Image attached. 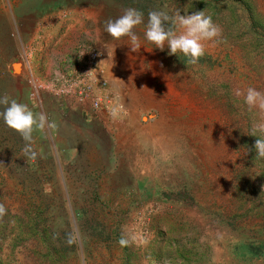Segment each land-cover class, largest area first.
<instances>
[{"label": "rangeland", "instance_id": "374dc122", "mask_svg": "<svg viewBox=\"0 0 264 264\" xmlns=\"http://www.w3.org/2000/svg\"><path fill=\"white\" fill-rule=\"evenodd\" d=\"M130 7L138 51L105 31ZM153 10L203 11L220 34L191 64L145 40ZM89 47L98 108L51 88ZM249 87L264 93V0H0V97L46 118L33 159L0 117V264H264Z\"/></svg>", "mask_w": 264, "mask_h": 264}, {"label": "clouds", "instance_id": "9594fccd", "mask_svg": "<svg viewBox=\"0 0 264 264\" xmlns=\"http://www.w3.org/2000/svg\"><path fill=\"white\" fill-rule=\"evenodd\" d=\"M143 22V12L130 7L125 9L118 18L105 21V31L112 37L113 41L118 42L127 37L131 50L138 51L141 44L134 29ZM165 24H169L170 27L166 28ZM219 34V27L203 11L184 15L177 12L174 15H169L165 11L153 10L148 13L144 38L153 44L154 48L163 51L167 46L168 55L182 53L188 58L189 63L196 64L205 54L204 42L214 40ZM84 53L81 52L79 55L83 56ZM236 96L243 97L244 104L250 110L256 108L264 114V93L249 87L245 90L238 89ZM0 105L5 106L3 111H0V117L3 118L9 128L19 133L25 141L23 155H30L34 159L36 153L30 146L32 132L34 129L45 127V116L43 114L37 116L26 104L19 103L15 99L9 100L6 95L0 97ZM247 134L256 137L252 149L255 151L257 159L264 160V120L254 124ZM5 214L6 208L0 204V218ZM118 243L125 246L129 241L121 237Z\"/></svg>", "mask_w": 264, "mask_h": 264}, {"label": "built area", "instance_id": "2783aa9c", "mask_svg": "<svg viewBox=\"0 0 264 264\" xmlns=\"http://www.w3.org/2000/svg\"><path fill=\"white\" fill-rule=\"evenodd\" d=\"M99 54L96 47H89L86 51V61L83 63L64 61L51 85L52 90L58 95L74 97L82 105L88 101L92 108H98L100 97L94 95L93 69ZM41 86L40 82L32 81L29 91L32 97L39 99Z\"/></svg>", "mask_w": 264, "mask_h": 264}, {"label": "bare ground", "instance_id": "6f19581e", "mask_svg": "<svg viewBox=\"0 0 264 264\" xmlns=\"http://www.w3.org/2000/svg\"><path fill=\"white\" fill-rule=\"evenodd\" d=\"M117 85L119 86V84L117 83ZM120 87H121V84H120ZM120 89V88H119Z\"/></svg>", "mask_w": 264, "mask_h": 264}]
</instances>
